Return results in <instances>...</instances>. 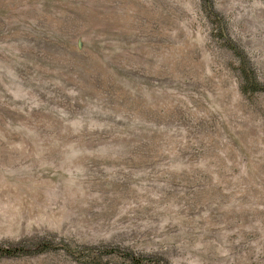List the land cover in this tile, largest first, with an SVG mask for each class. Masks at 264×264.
Segmentation results:
<instances>
[{"label": "rangeland", "instance_id": "1", "mask_svg": "<svg viewBox=\"0 0 264 264\" xmlns=\"http://www.w3.org/2000/svg\"><path fill=\"white\" fill-rule=\"evenodd\" d=\"M244 68L264 84V0H0V246L264 264ZM80 256L0 264H133Z\"/></svg>", "mask_w": 264, "mask_h": 264}, {"label": "trees", "instance_id": "2", "mask_svg": "<svg viewBox=\"0 0 264 264\" xmlns=\"http://www.w3.org/2000/svg\"><path fill=\"white\" fill-rule=\"evenodd\" d=\"M205 5H209V0H204ZM231 45V44H230ZM245 71V77L246 82L251 86V89L260 88L264 90V84H260L257 81H254L251 70L249 68H244ZM58 246H62L67 252H69L71 255H75L76 257H81L80 255H95L99 256L101 252L107 251V252H115L121 257L128 259L130 263L133 264H162L156 259L151 257H143L139 255L133 254L131 251L128 252L126 250L118 249V248H108V249H98V248H87L86 250L77 249V248H70L66 244H53L51 241L43 240L37 243H34L31 247H23V246H15V247H9V246H0V253L2 254H15V252L20 251H29L31 249L33 250H44V248H56Z\"/></svg>", "mask_w": 264, "mask_h": 264}]
</instances>
